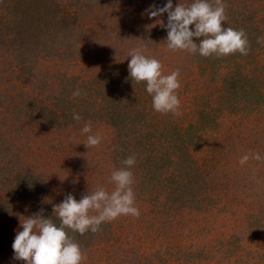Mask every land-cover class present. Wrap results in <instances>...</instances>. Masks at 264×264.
Segmentation results:
<instances>
[{"label": "rangeland", "instance_id": "rangeland-1", "mask_svg": "<svg viewBox=\"0 0 264 264\" xmlns=\"http://www.w3.org/2000/svg\"><path fill=\"white\" fill-rule=\"evenodd\" d=\"M166 3L0 0V264H27L12 249L20 218L55 217L68 194L111 191L129 156L141 214L97 233L66 229L82 264H264V0H224L222 26L244 29L250 51L206 58L167 48V13L146 12ZM137 47L165 75L180 70L179 117L156 112L131 79ZM95 134L102 143L86 148ZM19 164L39 175L38 190L9 181Z\"/></svg>", "mask_w": 264, "mask_h": 264}, {"label": "clouds", "instance_id": "clouds-1", "mask_svg": "<svg viewBox=\"0 0 264 264\" xmlns=\"http://www.w3.org/2000/svg\"><path fill=\"white\" fill-rule=\"evenodd\" d=\"M146 12L150 19L167 13V24L163 25L162 22L161 26L166 27V44L170 51H188L205 58L212 55L224 57L236 53L243 56L249 54L245 30L222 26L227 21L224 0H192L188 5L179 2L175 7L172 0H167L164 6L154 4ZM192 25L195 26L194 30L190 27ZM194 37H202L199 44L194 42ZM257 43L264 45V37H259ZM144 52V47L129 50L131 59L128 71L131 79L135 83L145 84L156 112L179 117L181 112L177 90L181 87L180 70L165 75L161 62L146 56ZM81 94L79 88L73 92L74 97ZM73 119L80 121L81 117L74 113ZM91 132V122H88L81 133ZM102 139L99 134L87 135L84 145L88 149L97 147ZM249 158V155L242 156L240 164L244 165ZM251 158L262 159L258 153H254ZM121 163L123 166L110 175L109 183L113 185L111 191L98 187L79 201L68 194L61 203L54 205L53 212L60 221L59 226L52 218L45 219L43 210L23 220L20 218L22 230L16 232L12 243L14 259L26 261L27 264H82L86 256L80 245L68 237L66 229L84 235L89 231L99 232L103 223L112 222L122 215L138 218L141 213L135 204L134 175L130 170L136 158L129 156Z\"/></svg>", "mask_w": 264, "mask_h": 264}, {"label": "trees", "instance_id": "trees-1", "mask_svg": "<svg viewBox=\"0 0 264 264\" xmlns=\"http://www.w3.org/2000/svg\"><path fill=\"white\" fill-rule=\"evenodd\" d=\"M177 133V132H175ZM20 166V167H18ZM7 175H9V181L14 179L15 177L19 176L22 179V187L24 186L25 189H28L30 187H34L38 190L39 186L41 185V180L38 179L39 175H36L35 173L33 174L30 169L25 166V168H22V165H13V168L11 170H8V172L6 173ZM6 178V176H4ZM14 189V188H12ZM15 190V189H14ZM38 194V193H37ZM49 218L53 219V222L57 224V226H59V219L57 218V216H51ZM48 218V219H49ZM58 222V223H57Z\"/></svg>", "mask_w": 264, "mask_h": 264}]
</instances>
